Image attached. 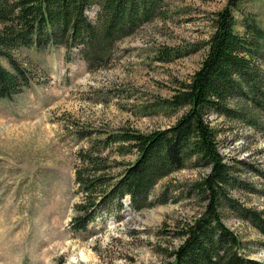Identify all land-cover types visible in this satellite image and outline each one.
Returning a JSON list of instances; mask_svg holds the SVG:
<instances>
[{"label": "rangeland", "instance_id": "374dc122", "mask_svg": "<svg viewBox=\"0 0 264 264\" xmlns=\"http://www.w3.org/2000/svg\"><path fill=\"white\" fill-rule=\"evenodd\" d=\"M230 1L169 0L166 18L121 41L112 63L100 70H89L77 48L19 52L34 80L20 95L0 100V264L174 261L179 232L207 206L196 185L210 169L189 165L158 183L150 207L134 210L126 197L123 207L103 206L87 229L77 230L75 206L84 200L76 183L78 155L98 143L111 181L137 154L105 148L110 134H149L175 125L186 109L168 111L160 103L200 68L216 16ZM238 6V32L247 15L264 28V0ZM96 12L88 15L95 18ZM164 52L168 61L160 59ZM208 121L232 179L223 222L246 242L250 259L264 264V236L245 214L264 213V125L253 128L216 114Z\"/></svg>", "mask_w": 264, "mask_h": 264}, {"label": "trees", "instance_id": "16d2710c", "mask_svg": "<svg viewBox=\"0 0 264 264\" xmlns=\"http://www.w3.org/2000/svg\"><path fill=\"white\" fill-rule=\"evenodd\" d=\"M168 2L0 0V100L20 95L34 80L19 57L22 49L77 48L89 70L107 68L121 41L155 19L166 18ZM241 2L231 0L217 14L216 31L200 68L171 99L160 103L168 111L186 109L175 125L149 134H110L105 148L116 145L120 156L137 154L135 162L111 181L98 143L79 153L76 183L84 200L75 206L72 223L77 230L87 229L103 206L123 207L126 197L134 210L150 207V194L160 181L193 165L210 169L196 185L208 203L199 218L183 226L178 234L182 242L174 261L167 264H259L250 259L246 242L223 222L232 179L218 148L217 131L208 121L216 114L253 128L264 125V28L255 16L247 15L244 31L236 30L234 13ZM92 9H97L95 18L88 15ZM168 56L162 53L161 61H168ZM245 214L264 236V213L245 209Z\"/></svg>", "mask_w": 264, "mask_h": 264}]
</instances>
